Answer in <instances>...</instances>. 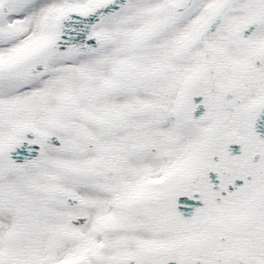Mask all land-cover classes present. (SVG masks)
<instances>
[{"label": "snow or ice", "instance_id": "obj_1", "mask_svg": "<svg viewBox=\"0 0 264 264\" xmlns=\"http://www.w3.org/2000/svg\"><path fill=\"white\" fill-rule=\"evenodd\" d=\"M0 264H264V0H0Z\"/></svg>", "mask_w": 264, "mask_h": 264}]
</instances>
